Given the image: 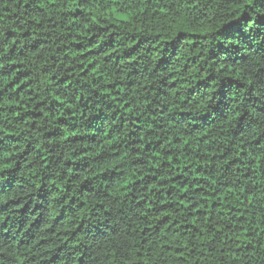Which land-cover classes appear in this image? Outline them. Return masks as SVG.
<instances>
[{
    "label": "trees",
    "instance_id": "16d2710c",
    "mask_svg": "<svg viewBox=\"0 0 264 264\" xmlns=\"http://www.w3.org/2000/svg\"><path fill=\"white\" fill-rule=\"evenodd\" d=\"M0 264H264V0H0Z\"/></svg>",
    "mask_w": 264,
    "mask_h": 264
}]
</instances>
